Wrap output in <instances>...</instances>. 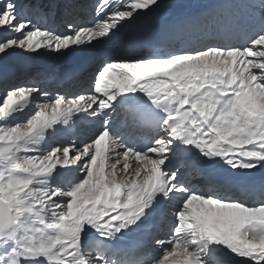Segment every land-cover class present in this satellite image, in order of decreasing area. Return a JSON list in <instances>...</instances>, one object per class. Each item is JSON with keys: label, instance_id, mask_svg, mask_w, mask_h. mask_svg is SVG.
<instances>
[{"label": "snow or ice", "instance_id": "1", "mask_svg": "<svg viewBox=\"0 0 264 264\" xmlns=\"http://www.w3.org/2000/svg\"><path fill=\"white\" fill-rule=\"evenodd\" d=\"M154 7L0 0V54L95 48ZM77 8L90 19L63 33L32 18ZM117 50L87 94L0 92V264H264V186L239 180L264 168V0H220ZM81 116L93 137L66 144ZM242 183L256 203L227 194ZM165 214L173 223L157 238ZM137 230L149 235L122 246Z\"/></svg>", "mask_w": 264, "mask_h": 264}, {"label": "rangeland", "instance_id": "2", "mask_svg": "<svg viewBox=\"0 0 264 264\" xmlns=\"http://www.w3.org/2000/svg\"><path fill=\"white\" fill-rule=\"evenodd\" d=\"M90 1L84 0L83 2L88 3ZM170 1H172V3H173L174 0H159L160 8L163 7L164 12L170 11L171 14H176L177 13L176 11L181 6H185V5L194 6L197 4L199 5L200 2H202L204 0H184V1L174 2L173 4H171L173 8L171 10H169V8H167V7H168V4ZM155 8L156 7H154V9ZM88 19H90V16H88ZM122 35H123V32L118 34V36L116 38H114L112 41L106 42L105 45H103V46H99L100 45L99 44V45H96L95 48L76 49L75 51H72L71 54L67 53L66 54L68 56L67 58L64 55L63 56L56 55L54 52H49V51H46L44 49L40 50L39 55H36V54L29 55V54H26L25 52H23L19 49H16L15 54H10V53H12V51L14 52V50H10L7 53V55L0 54V59L1 60L7 59L8 61H11L13 56L14 57H18V56L24 57V60L22 61V63H17V64H21L23 66L27 65L26 71H28V72H31V67H32L31 65L32 64H35L37 62H44L43 65H41L42 68H40L39 74H41V76L45 75L46 77L42 78V77L38 76V78H35L33 76L31 78L28 77V79H25V81H23V78H25V77L20 76L19 80L21 82L19 84H21V83L22 84H34V85L41 86L52 97H55V95L57 93L62 94V95H77V94H81L83 91L84 94H87L86 89H89L91 87L90 84H92L93 75H94L95 71L97 70V68L99 67V65L101 64V61H104L110 57H117L119 55V54L116 55L115 51L118 48V44H119L120 39L122 38L121 37ZM11 69L12 70H10V71L14 70L13 68H11ZM46 72H48V73H46ZM60 76L61 77L67 76L66 79L64 78L65 82L62 85H55L54 84L55 81H53L50 83L53 85V87H51L48 85V83L43 82L45 80V78H47V77H60ZM83 77L89 78V79H87V82H80V80ZM27 80H30L29 83H27ZM13 81L14 80L10 79L9 76L2 75V80H0V92H3V91H1V89L9 86L11 83H13ZM75 83H78V84H75ZM83 84L85 86L82 89L81 86H83ZM54 87H56V88H54ZM81 118L77 121V123L81 124V121H82V123L87 122V124H95L96 125V123L94 121H92L90 118H85L83 116H81ZM87 126L85 125L82 127L85 128ZM80 127H74V130L73 129L72 130L74 131V133L80 134V133H82V130L80 129ZM96 127H97V125H96ZM79 129H80V131H79ZM90 129H92V130L87 129L89 134L86 136L85 140H84V138L75 139L72 137H65L64 134L63 135L65 138L63 137V135H60V136H62V138L64 139V140L63 139L62 140L66 144L70 145L73 141H75L77 147H82L84 143L89 142V140L93 137V133L95 132L96 128H90ZM83 137H84V134H83ZM65 139L68 141H66ZM53 146H55V145L53 144ZM165 209H166V211H168L167 208H165ZM165 213H167V212H165ZM166 216H168V217H165V219L171 225L173 223L172 217L170 215H166ZM167 222L161 228V230L158 234V238L165 237V235H166L165 232H166V229L168 227ZM163 233H164V235H163ZM144 234L145 233H142V235H144Z\"/></svg>", "mask_w": 264, "mask_h": 264}, {"label": "bare ground", "instance_id": "3", "mask_svg": "<svg viewBox=\"0 0 264 264\" xmlns=\"http://www.w3.org/2000/svg\"><path fill=\"white\" fill-rule=\"evenodd\" d=\"M179 1H184V0H174L173 3L174 2H179ZM218 1H220V0H204V1L200 2L199 5L197 4V5H194V6H190V5L181 6L176 11L177 12L176 14H171L170 11L164 12L163 7H161V8L160 7L155 8V9H153V11H151V12H153L152 16H149L148 14L150 12H148L146 15H144L143 17H141V21H140V23L137 26L132 27V28H126L123 31V35L121 36L122 37L121 39H125V38H127V39H137V38H145V37H148L152 33L157 32L158 30L162 29L163 27H166L167 26V21H173L175 23L178 19L183 18V17H186V16L195 15V14L201 12L203 9H205L207 7L213 6ZM173 3H172V1L169 2L168 7H167V8H169V10H171L173 8L172 5H171ZM77 4L83 6V4L78 3V1H77ZM59 11H60L61 15H63L66 19H68L70 21H76V17H75L76 14L77 15H80V17H84L83 22H86V20L88 19V16H86L80 8H77V9H74V10L73 9H70L67 12H65L63 9H59ZM166 15L168 17L166 19H164V16H166ZM180 15L183 16V17H181ZM34 16H37V15H34ZM150 20H154V23L158 27L157 29H156V26L150 24V22H149ZM161 21H163V25H160L159 26V22H161ZM103 45H105V43L104 44H100L99 46H103ZM15 53H16V50H14V52L12 51V53H10V54H15ZM68 53L71 54L72 51L71 52H68ZM64 56L66 58L68 57L67 55H64ZM23 60H24V57H20V56H18V57H14L13 56V58H12L11 61H8L7 59L6 60H1L0 59V80H2V75H4V76L7 75V76L11 77L10 79L14 80L13 83H11L9 85V86H12V85H18L21 82L19 80V77L20 76H24L25 77V78H23V81H25V79H28V77L31 78L33 76L35 78H38V76L39 77H42V78L45 77V75H44L45 73L43 74L44 76H41V74H39L40 73L39 72L40 71V68H42L41 65H43L44 62H37L35 64H32L31 65L32 66L31 67V72L26 71L27 70L26 67H25L24 70H21V71H18V72H16V70L10 71L11 68H13V66H23L21 64H17V63H22ZM24 66H27V65H24ZM46 73H48V72H46ZM29 81L30 80H27V83H29ZM90 85H92V84H90ZM81 88L83 89V86ZM3 90H4V88L1 89V91H3ZM87 90L88 89H86V91ZM81 94H84V92L82 91ZM85 125L86 126L88 125V126L85 127V128L82 127V126H85ZM75 127H80V129L82 130V133L76 134V133H74L73 130H69L68 132H61L60 135H63L64 134L65 137H72V138H75V139L84 138V140H85L86 139V136L89 134V132H88L87 129L92 130L90 128H96V125L95 124H87V122L86 123H82V121H81V124L80 123H77L75 125ZM80 129H79V131H80ZM83 134H84V137H83ZM64 135H63V137H64ZM61 139H63L62 136H61ZM66 141H68V140H66ZM247 175L248 176H251V177H254L255 175L257 176V179L253 183V185H257V184L258 185H263L264 184V168H257L256 170H253V171L248 172L246 174V176ZM243 182H244V179H243ZM234 196H236L237 199H243V200H247L249 202L248 199L241 197L238 193H235ZM254 203H256V202L250 201V204H254ZM169 228H170V226L166 229V232L165 233H167V231H168ZM135 232H139V230H137ZM163 235H164V233H163ZM139 238H140V236H139ZM160 238H164V237H160ZM240 259H243V258H237V260H240Z\"/></svg>", "mask_w": 264, "mask_h": 264}]
</instances>
